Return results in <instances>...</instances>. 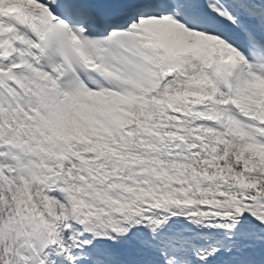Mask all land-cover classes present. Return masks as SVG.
Segmentation results:
<instances>
[{
    "label": "snow or ice",
    "instance_id": "1",
    "mask_svg": "<svg viewBox=\"0 0 264 264\" xmlns=\"http://www.w3.org/2000/svg\"><path fill=\"white\" fill-rule=\"evenodd\" d=\"M0 264H264V0H0Z\"/></svg>",
    "mask_w": 264,
    "mask_h": 264
}]
</instances>
